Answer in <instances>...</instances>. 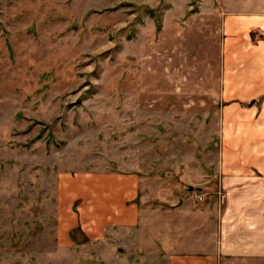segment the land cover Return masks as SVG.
<instances>
[{
    "label": "rangeland",
    "instance_id": "obj_1",
    "mask_svg": "<svg viewBox=\"0 0 264 264\" xmlns=\"http://www.w3.org/2000/svg\"><path fill=\"white\" fill-rule=\"evenodd\" d=\"M241 13L264 0H0V264L264 239V31Z\"/></svg>",
    "mask_w": 264,
    "mask_h": 264
},
{
    "label": "crops",
    "instance_id": "obj_2",
    "mask_svg": "<svg viewBox=\"0 0 264 264\" xmlns=\"http://www.w3.org/2000/svg\"><path fill=\"white\" fill-rule=\"evenodd\" d=\"M237 16L239 17L234 18V21L237 22L238 29L241 30V27L243 28L250 25L247 28H250L251 31L256 32L259 30V32L263 33V13H255L254 16H256V18L252 19L250 22H247V14L241 13ZM228 19L223 22L224 30L227 28V22L230 21ZM244 231L245 234L242 235L240 241L230 242V247H225L221 243H201L198 241L192 243L190 246L191 251L184 250L181 246L183 245L181 242L179 245L169 243V245L163 246L161 243L158 244V242H156L158 239H156L149 241V246H145L146 244L140 246L134 245V254L131 258H134L135 263L137 259L143 258L144 263L147 264H221L220 257L224 255L227 257L226 260L229 264H253L254 262L257 264L259 259L264 255L263 234L261 232H256L253 236L249 234L251 231L249 228H246ZM226 248H229V250L224 251ZM141 249H143V252L139 251Z\"/></svg>",
    "mask_w": 264,
    "mask_h": 264
}]
</instances>
